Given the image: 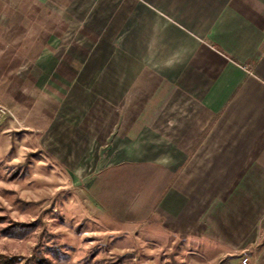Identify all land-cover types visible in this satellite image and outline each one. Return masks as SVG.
Returning a JSON list of instances; mask_svg holds the SVG:
<instances>
[{
    "label": "crops",
    "instance_id": "crops-1",
    "mask_svg": "<svg viewBox=\"0 0 264 264\" xmlns=\"http://www.w3.org/2000/svg\"><path fill=\"white\" fill-rule=\"evenodd\" d=\"M35 5L44 16L27 19L26 39L35 25L42 39H71L59 68L54 54L36 67L78 100V156L103 157L91 199L113 230L198 264L257 250L264 0L10 2L17 16Z\"/></svg>",
    "mask_w": 264,
    "mask_h": 264
},
{
    "label": "rangeland",
    "instance_id": "rangeland-1",
    "mask_svg": "<svg viewBox=\"0 0 264 264\" xmlns=\"http://www.w3.org/2000/svg\"><path fill=\"white\" fill-rule=\"evenodd\" d=\"M10 2L0 0V255L14 264H198L176 245L114 231L92 202L103 157L78 156V100L60 77L45 74L62 64L71 39H42L37 25L35 39H26L27 19L38 24L44 12L35 5L18 17ZM49 54L56 60L42 74L37 59ZM245 257L264 264V241L219 264Z\"/></svg>",
    "mask_w": 264,
    "mask_h": 264
},
{
    "label": "trees",
    "instance_id": "trees-1",
    "mask_svg": "<svg viewBox=\"0 0 264 264\" xmlns=\"http://www.w3.org/2000/svg\"><path fill=\"white\" fill-rule=\"evenodd\" d=\"M16 260L13 258H7L0 255V264H14Z\"/></svg>",
    "mask_w": 264,
    "mask_h": 264
},
{
    "label": "built area",
    "instance_id": "built-area-1",
    "mask_svg": "<svg viewBox=\"0 0 264 264\" xmlns=\"http://www.w3.org/2000/svg\"><path fill=\"white\" fill-rule=\"evenodd\" d=\"M240 264H250L249 263V259L248 258H243L242 260H241V263Z\"/></svg>",
    "mask_w": 264,
    "mask_h": 264
}]
</instances>
